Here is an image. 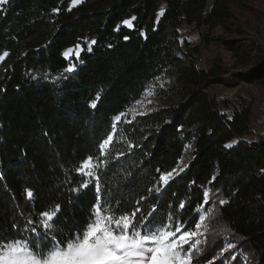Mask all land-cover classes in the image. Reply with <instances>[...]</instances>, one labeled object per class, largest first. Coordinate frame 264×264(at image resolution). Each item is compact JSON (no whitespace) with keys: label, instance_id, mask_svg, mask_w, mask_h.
Listing matches in <instances>:
<instances>
[{"label":"trees","instance_id":"obj_1","mask_svg":"<svg viewBox=\"0 0 264 264\" xmlns=\"http://www.w3.org/2000/svg\"><path fill=\"white\" fill-rule=\"evenodd\" d=\"M209 2L8 0L0 7V55L8 53L0 64V242L29 238L27 221L38 227L39 214L57 204L63 223L56 227L83 225L95 195L92 177L76 168L100 157L111 134L98 175L111 206L119 205L116 215L140 201L144 214L155 206L154 226L171 214L187 230L211 207L208 248L194 253L193 264H226L225 237L264 264V135L229 144L251 134L260 114L264 47L245 28L244 12L252 10L245 0H213L206 11ZM184 22L200 30L201 44L181 47L177 27ZM211 45L230 51L234 63L218 55L200 67L197 55ZM78 46V57L64 55ZM160 79L165 83L155 85ZM152 84L168 102L126 117ZM237 87L233 97L220 92ZM229 107L230 116L223 111ZM190 144L186 168L162 186L160 175L178 168ZM84 181L89 188L77 198L71 189Z\"/></svg>","mask_w":264,"mask_h":264},{"label":"snow or ice","instance_id":"obj_2","mask_svg":"<svg viewBox=\"0 0 264 264\" xmlns=\"http://www.w3.org/2000/svg\"><path fill=\"white\" fill-rule=\"evenodd\" d=\"M7 2L8 0H0V7ZM80 2L81 0H72L73 6ZM163 14L161 10L160 15ZM124 23L132 26L131 21ZM70 51L64 55L68 56ZM7 55V52L0 55V61ZM76 55L78 56L79 52ZM74 68L72 65L67 71L72 72ZM92 106L95 107V103ZM122 115L115 117V120L120 121ZM112 139L110 134L100 144V157L94 160L88 156L76 168L82 176L92 177L95 203L91 205L86 222L83 225L78 221L74 222L67 232L56 227L63 223L61 207L57 204L53 210L39 214L41 219L38 227L34 221H27L23 230L31 233L29 238L0 242V264H193L194 253L199 251V237L202 235L201 229L204 227L206 216H199L194 228L186 230L185 224L176 221L171 214L167 217V223L154 226L155 206L144 214L139 207L140 201L136 202L137 206L131 213L115 214L119 205L115 209L111 206L115 201H110L109 194L102 190L98 175V171L107 166V161L102 158L107 155V148ZM172 179L173 172L163 173L159 182L162 186H167ZM88 188L89 181H84L71 191L79 198ZM25 191L26 197L31 200L33 191ZM155 191L159 193L161 188L156 187ZM203 198L204 203H208L210 192L205 191ZM143 199L144 197H141V200ZM219 203L225 204L226 201L220 200ZM184 207L183 202L179 204L180 209ZM232 247L233 245H228V248Z\"/></svg>","mask_w":264,"mask_h":264},{"label":"rangeland","instance_id":"obj_3","mask_svg":"<svg viewBox=\"0 0 264 264\" xmlns=\"http://www.w3.org/2000/svg\"><path fill=\"white\" fill-rule=\"evenodd\" d=\"M82 1V0H81ZM247 4L252 7V10L246 9L243 15V18L246 22L245 28L249 32L251 38H253L260 46L264 47V0H245ZM76 6V5H75ZM209 10V6L206 8V11ZM161 8H158V14L160 15ZM179 30V39L181 47L184 49H189L192 46L201 44L202 37L200 34V30L195 27V24H189L184 22L183 24L177 27ZM202 30L206 31L207 27H203ZM222 30L220 28L214 31V34H220ZM69 55L67 57H78L82 51V47L78 46L75 48L70 49ZM69 51V50H68ZM67 51V52H68ZM79 52L77 56L76 53ZM221 55L224 59V62L231 66L234 61L232 59V53L226 49H223L217 45H211L208 48L202 47L201 52L197 55V63L200 67H208L216 56ZM1 64V61H0ZM165 80L160 79L155 85L164 84ZM154 84L150 86L147 93L136 103L134 104L128 113L125 115L126 117L136 115V114H143L147 112H151L159 107L164 106L168 102V98L165 96H157L154 93ZM237 88H224L221 89L220 92L222 95L225 96H234V93ZM260 114L254 120L253 123V130L251 134L242 135L239 137L234 138L229 144H235L240 140L246 142H252L262 135H264V101L260 104ZM227 115H231L233 112V107L223 109ZM193 155V144H190L179 164L178 168L173 172V176L175 177L177 174L182 172L187 164L189 163L190 159ZM201 215L207 217L204 222V227H202L201 232L202 235L199 237L201 243L198 245V249L200 251L205 250L208 248V237L207 231L210 226V219L212 215V208L203 207L201 210ZM233 245L232 248H228V245ZM187 247V246H186ZM227 249V250H225ZM220 255L223 256L226 264H254L251 258H249L244 252L242 248L238 245L237 242L233 241L232 239L225 237L223 242V249L220 251Z\"/></svg>","mask_w":264,"mask_h":264},{"label":"crops","instance_id":"obj_4","mask_svg":"<svg viewBox=\"0 0 264 264\" xmlns=\"http://www.w3.org/2000/svg\"><path fill=\"white\" fill-rule=\"evenodd\" d=\"M212 4H213V0H210L209 5H208V6H209V10H210ZM158 8H159V9L161 8V10H163V13H164V10H165V8H166V3H165L164 1L160 2ZM209 10H208V11H209ZM157 14H158V11H157ZM160 16H161V15H159L158 17H160Z\"/></svg>","mask_w":264,"mask_h":264}]
</instances>
